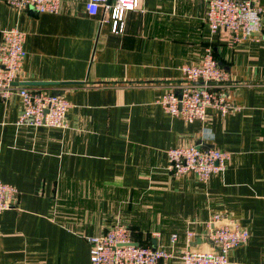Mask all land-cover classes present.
<instances>
[{
	"label": "crops",
	"instance_id": "obj_1",
	"mask_svg": "<svg viewBox=\"0 0 264 264\" xmlns=\"http://www.w3.org/2000/svg\"><path fill=\"white\" fill-rule=\"evenodd\" d=\"M85 1L38 13L0 0V25L26 32L17 85L72 104L66 127H34L17 124L19 96H0V180L19 190L0 213V264H92L87 236L118 221L141 245L168 247L178 234L177 255L214 251L217 213L251 234L231 264H264V25L234 43L227 30L209 33L204 1L144 0L115 33ZM206 47L229 73L239 110L208 108L206 122H186L157 100L187 81L181 66L199 63ZM194 144L230 152L226 172L208 182L173 175L168 149Z\"/></svg>",
	"mask_w": 264,
	"mask_h": 264
},
{
	"label": "built area",
	"instance_id": "obj_2",
	"mask_svg": "<svg viewBox=\"0 0 264 264\" xmlns=\"http://www.w3.org/2000/svg\"><path fill=\"white\" fill-rule=\"evenodd\" d=\"M17 10L34 8L38 13H58L62 0H5ZM144 0H86V11L92 15L103 12L102 21H110L112 31L123 32L125 16L141 8ZM206 2L205 21L209 33L227 30L234 43L251 40L263 30L264 8L255 0H201ZM26 32L21 28L0 25V96L17 95L23 103L18 125L34 127H66L71 102L62 95L49 93L42 87L17 85L27 51ZM181 70L187 81L177 89L165 92L157 103L172 116L186 122L207 120L208 108L221 116L239 110L230 99L229 73L220 65L212 47H206L199 63H186ZM167 169L175 176L194 174L200 181L208 182L216 174L227 170L231 153L201 144L172 146L167 151ZM18 188L0 180V213L12 207ZM222 214H215L209 222L210 238L218 246L214 251L185 249L177 255L175 245L179 235L173 234L168 247L153 248L134 240L133 230L116 222L107 232L87 236L92 264H163L178 257L182 264H231L230 252L250 239V231ZM218 224H217V223ZM217 225H216V224ZM214 224V227L211 226ZM216 225V226H215ZM195 232L189 230L190 239Z\"/></svg>",
	"mask_w": 264,
	"mask_h": 264
},
{
	"label": "water",
	"instance_id": "obj_3",
	"mask_svg": "<svg viewBox=\"0 0 264 264\" xmlns=\"http://www.w3.org/2000/svg\"><path fill=\"white\" fill-rule=\"evenodd\" d=\"M17 84V82H15ZM28 85H53V82H26Z\"/></svg>",
	"mask_w": 264,
	"mask_h": 264
}]
</instances>
